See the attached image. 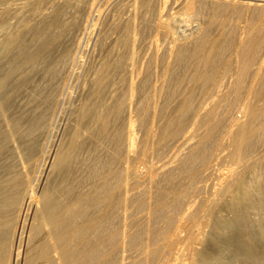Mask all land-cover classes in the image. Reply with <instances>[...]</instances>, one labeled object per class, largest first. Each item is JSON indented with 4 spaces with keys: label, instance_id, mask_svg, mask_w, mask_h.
Instances as JSON below:
<instances>
[{
    "label": "bare ground",
    "instance_id": "bare-ground-1",
    "mask_svg": "<svg viewBox=\"0 0 264 264\" xmlns=\"http://www.w3.org/2000/svg\"><path fill=\"white\" fill-rule=\"evenodd\" d=\"M42 1L36 2L41 9ZM207 2L104 0L116 18L124 12L126 17L111 18L105 30V8L84 11L77 19L84 36L73 53L65 41L48 34L50 25L33 30L40 40L50 35V42L40 41L31 52L19 32L0 34V51L24 55L15 72L41 67L43 80L73 76L91 58L95 62L96 55L105 54L97 60L89 87L86 81L80 90L89 100L81 105L68 142H47L53 147H42L31 164L37 175L29 198L22 201L14 193L18 177L0 185V206L15 211L23 203L24 216H30L16 242L0 237V264H167L173 237L183 228L189 229L188 264H264V250L250 230L255 225L264 239V157L258 156L264 151V0H210L208 8ZM205 9L210 20L197 32L178 30L173 15ZM3 10L0 29L9 25V11L5 15ZM221 15V27L244 15L243 24L252 29L244 31L248 25L241 19V33H231V27L226 32L228 26L213 34L209 24ZM54 114L33 118L24 135L39 132L54 141L64 129ZM218 142L231 148L234 167L228 179L222 177L216 197L204 202L213 172L212 146ZM55 174L58 188L49 183ZM197 212L203 214L201 221ZM12 214L0 213V229L10 226ZM195 229L202 231L196 235ZM234 232L241 233V241L236 236L230 242Z\"/></svg>",
    "mask_w": 264,
    "mask_h": 264
},
{
    "label": "rangeland",
    "instance_id": "rangeland-1",
    "mask_svg": "<svg viewBox=\"0 0 264 264\" xmlns=\"http://www.w3.org/2000/svg\"><path fill=\"white\" fill-rule=\"evenodd\" d=\"M37 1L38 0H35V1L34 0H6L4 2L5 4L3 3L4 7L2 5H1L2 7L0 6V8L4 9V10L3 9H0V10H3L5 15L9 11L8 12L9 17H8V15H6V17H7L6 21H7V23H9V25H7V27L4 29L1 28L0 34H2V35L6 34V33L11 34V31L13 33H14V31H15V33H16V31L19 32L23 36V38H22L23 43L22 44L28 50V52H31L33 49L40 46L41 45V44L39 45L40 41L42 43L43 42H50L49 36L54 35L55 38H57V39L59 38L62 41H65L63 44L65 46H67V48L70 49L71 52L73 53L76 44L84 36V33L82 32V30H80L78 27V23H79L77 20L78 16H80V14H82L84 11H86L88 9H92L93 13H94L97 8L101 7V9L105 8V11L109 12V13H107V22H105L106 25H104V27L107 26V27H105V30L109 28V25L112 21L111 18H113V20L116 21V19L122 20L123 18L126 17V12H124L123 14L119 15L116 18L117 15H116V13H114L116 10L111 9V7H108V4L104 5V0H95V1H90V0H45V1H42V5H40V6H42V9L44 11L39 7V4H36ZM211 1L213 2V0H211ZM10 3L12 4V7L14 8V10L16 12L13 11L12 7L10 6L11 5ZM47 3H48V5H47ZM211 3L209 0V2H207V4L205 6L208 8L210 6L209 4H211ZM5 5H6V7H5ZM8 5L10 6L9 10H8ZM36 5H38V6H36ZM49 6H51V7H49ZM33 7L35 8V10ZM10 9H11V12H10ZM46 9L48 11H46ZM67 9H69V10H67ZM23 11H25V12H23ZM79 11H80V13H79ZM112 11H114L113 14H112ZM202 11H200V12L193 11V14H191L192 12L188 13L190 15H188L184 12H179L178 14L173 15V17H176V18H173V20L176 19L175 22H176V25L178 27V30L185 32L184 35H188L191 32L192 33L197 32L200 29L199 27L203 26L204 22L207 23V21L210 20L209 16H211L209 13H207L208 9H205ZM39 12H40V14H38ZM42 12H44V13H42ZM196 12H198V13H196ZM19 13H21V14H19ZM197 14L198 15L201 14V15L198 16ZM207 14H209V15H207ZM191 15L193 17L189 18L188 16H191ZM11 16H14L16 20L14 19V17L12 18ZM55 16L57 18H54ZM58 16L60 18H58ZM223 16L221 15L220 17H218V19L216 17V19H213V21H212L213 24L212 25L209 24V27H212V28H210L211 33H213V34L220 33V32H222V30L228 28V26H229V28L226 30V32H231L235 29L236 31L234 30V32H231V33H235V32L241 33L242 29H243L242 26H241L242 29H240V26H239V24H240L239 22L241 21V19H242L241 23L243 26L247 27V25H248L246 23L243 24V22L245 21L243 18L244 17V15H243L239 21L237 19H234V21L232 20L231 22H229V24H227L228 26H225L226 28L221 27V22L223 20ZM205 17H207V18H205ZM187 18H189V19H187ZM193 18L195 19V21L191 20ZM201 19H203V20H201ZM235 20H237V21H235ZM199 21H200V23H199ZM234 23H237L236 25H238V26L234 25ZM15 24H17V25H15ZM200 24H202V25H200ZM42 25H50L49 32H48V34H50V35L48 36V34H47L46 35L47 37L45 36L46 37L45 39L40 40V39H37L36 37H34V35L32 33H33L34 29L41 27ZM195 25H197L198 28L195 29V27H196ZM9 26H10V29L8 28ZM19 27H20V29H19ZM230 27H231V31H230ZM235 27L236 28L238 27V28L236 29ZM249 27L250 26L248 25V27H247L248 30L245 28L244 31H250L252 28H250V30H249ZM222 28H224V29H222ZM192 29H193V31H192ZM239 29H240V31H239ZM160 39L163 40V37H161ZM161 40H158L159 44H160V45L158 44L159 47L163 45L162 43H160ZM165 40H163V41H165ZM32 43H34V44L32 45ZM163 43H164V46H166L168 44V41H165ZM54 46L56 47V43H54ZM60 49H63V48H59V50ZM10 54L13 57H11ZM8 55L10 57H8ZM0 56H2V57L6 56V58L4 57L5 59L2 58L3 61L0 59L2 61V62L0 61V64H2V65H0V68L2 69V70H0L1 71L0 72V185L6 184L7 180H10L14 177L15 178L18 177L17 180H19L20 185L17 187V189H14L13 191H15L14 193L19 195L21 197L22 201H24L25 199L29 198V195H31V190H33L32 187L35 188V186H33L34 185L33 183L35 182V177L37 174L34 172L33 169L30 168L31 164L33 162L39 160L40 152H41L40 150L42 147H45V145L49 146L50 144L51 145L57 144L59 139L61 140V142H65V141L68 142L67 141L69 139L68 136H70V135H68V133H70V130H72L73 126L75 125V123L78 120V114L80 112L81 105L83 106V104H86L89 100L88 96H86V94L84 92L82 93L80 90L83 89V87L85 86V84L83 85V83H85L86 81H87L86 82L87 86H85V87L86 88L89 87L93 73L95 71L94 69L98 68L97 60L100 59V61H101V58L103 59L105 57V54L100 53V54L96 55V57H95L96 63L94 62V60L92 62V58H91L89 60V62L90 61L91 62L90 63L88 62L86 64L87 65L86 67H84L82 70H77V73L75 72L74 75L78 76V77L77 76L75 77L73 75L75 77V79L73 76H69L70 77L69 78L66 75H60L55 80H51V81L48 78H45L44 79L45 81L43 80L42 77H44V76L41 77V75H44V72H43V69L41 70V67H39V69L36 68L33 71L31 70V67H30V69L28 68L26 70V73H25V71L24 72L18 71L19 73L15 72V69L18 67V65H20L22 58L24 56V55L21 56L22 57L21 58L19 55H17V50H15V49H11L10 51H8V53L0 51ZM6 59H8V61H6V63H5L6 65H5L4 60H6ZM9 60H12V61H9ZM9 64L11 65V67L9 66ZM91 65H92V67H90ZM90 68H92V71ZM3 70H4V72H2ZM80 71L83 73L81 74ZM30 72L32 74H29ZM80 74H81V76H80ZM4 76H8V77L4 78ZM39 76H40V78H39ZM19 77H21V78L19 79ZM41 78H42V81L44 82V83L42 82L43 84L40 82ZM72 79H74V80H72ZM16 80H18V81H16ZM38 81L41 83V85L39 84ZM73 81H75V82H73ZM79 84H81V85H79ZM34 86H36L37 88ZM114 86L123 88V86L121 85L122 86L121 87L120 84H115ZM36 89L38 90V92L41 93L40 96H37V97L35 96L36 94L34 93V91ZM43 90H45V93H43L44 92ZM60 90H61V92H60ZM48 92H49V94H47ZM55 94H57L58 96ZM65 94H67L66 97H68L69 99L65 97ZM41 96H43L46 99L41 100L42 99ZM46 96H48V97H46ZM55 96L57 97L56 98L57 100L54 99ZM28 97H30V98H28ZM39 97H40V99L38 101ZM58 97L59 98L62 97V98H60L61 101H59ZM63 97H65V99ZM84 97L86 100L87 99L88 100L86 101L84 99ZM36 101H38V103ZM40 101L42 103H39ZM54 101L55 102L57 101L58 103L57 102L54 103ZM28 102H30V103L28 104ZM31 102L33 104L32 107H31ZM1 103L3 106L1 105ZM37 104H39L40 107ZM25 105L27 106V108ZM63 107H64V109L62 110ZM36 108L39 110L37 111ZM40 108H41V110H40ZM23 109H24V111H23ZM51 109L53 111H51ZM34 111L35 112L37 111V113H35ZM44 112H46V114H50V113L52 114V112H54L55 113L54 117H57V116L59 117V123L61 124V127H62L61 130L63 128L65 129V130L63 129L64 132H63V130L61 132H63V134L65 136L62 135L61 132H59V134L57 135V138H56V136H54L52 138L54 141H52L50 139L48 141L46 139V137L44 138V136L39 132L34 133L32 137H31V135H29V137L24 135V132H25L24 130H26L32 124V122L36 119L35 117H38L41 113H44ZM59 115H61V117ZM33 118H35V119H33ZM25 122H27V123L29 122V123L27 124ZM8 125H9V127H8ZM19 126H21V127H19ZM22 126H23V128H22ZM8 130H10V131H8ZM20 134H22V135L20 136ZM14 136H15V138H14ZM54 138H56V139H54ZM47 142H49L50 144H48ZM16 144H18V146ZM51 145H50V147H53ZM215 145L216 146H214V145L212 146V147H214L212 154L214 156V152H215V156L213 157V159L211 157V161H210V166L211 165L213 166V167L211 166V169L213 168L211 170V172L212 171L213 172H212L211 179L206 183V185H207L206 189L207 190H206L205 194H203L204 202H207V201L216 197L215 194H218V192L222 188L221 187L223 185L222 181H224L225 179H228L229 172L234 167V163L231 162L232 159L229 156L230 152H231V148L226 146V145L223 146V144L221 142H218ZM221 146H223V147H221ZM218 147L220 149H218ZM216 148H217V150H216ZM16 150L18 153L16 152ZM223 151L224 152L226 151L227 153L226 152L224 153ZM261 153L258 156L264 157V151ZM263 160H264V158H263ZM258 168L254 169L255 173H257L259 171ZM224 173H226V174H224ZM55 175L56 176H54L53 178H51L49 180L50 181L49 183L53 186L55 185V188H58V186L60 185L59 184L60 178L57 176V174H55ZM249 176L250 175L247 176L248 179L250 178ZM222 177L225 179L222 180ZM251 181H252V179H251ZM1 182H3V183H1ZM221 183H222V185H221ZM21 184H23V185H21ZM13 191H12V193H13ZM215 191H218V192L215 193ZM1 193L2 192L0 191V194ZM10 193L11 192H9L8 195H12V193L11 194ZM15 194H13V195H15ZM213 195H214V197H213ZM0 198H2V196ZM0 208H2L1 212L3 214H8L9 210H10V212L12 211V213H13L12 214L13 220L11 221L10 226L0 229V237H5L8 239L11 238L10 240L12 242H16L18 239V238L16 239V237H19L22 232L25 234V232L27 231V228H28L27 226L29 225V222H30V216H29V220H28V218H26L24 216V212L22 210L23 209V203H22V205L17 207V209L15 211L13 210L14 208H12V210H11L10 207H1L0 206ZM8 208H9V210L7 212L6 209H8ZM201 209L202 208L200 207V210ZM262 211H261L262 213L259 211V213L257 214V212H256V214L259 215L261 213L262 215L261 214L260 215L263 216V218H264V215H263L264 210H262ZM202 215H203L202 212H197V216H198L199 220H200V218L202 220ZM26 223L28 225H26ZM23 225L24 226L26 225V226L24 227ZM255 228H256L255 225H253V224L250 225V230H251V232L253 231L254 239L257 242H259L260 249L264 250V239L257 235V232H255L256 231ZM201 229L204 230V228H201ZM202 230L195 229L194 233L196 234V232H197L196 235H198ZM182 231H183V233H182ZM188 234H189V229L183 228L181 231H179L177 233V235L175 237H173V251H174V253L172 251V255H170L167 258V260H168L167 264H188L189 263V258L187 256V243H188V241H185V239L187 240V238H188ZM239 234H241V233H238V232L235 233L234 232L235 237L232 234H231V236H229V238L231 240L234 237L233 241H230V239H226V240L230 241V242H236L237 240L241 241L243 237H242V235H240L241 237H239ZM236 236L238 239L236 238ZM239 239H241V240H239ZM176 246H178V247H176Z\"/></svg>",
    "mask_w": 264,
    "mask_h": 264
}]
</instances>
